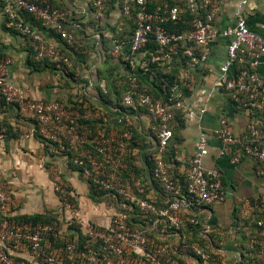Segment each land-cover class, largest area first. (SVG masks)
<instances>
[{"label": "built area", "instance_id": "obj_1", "mask_svg": "<svg viewBox=\"0 0 264 264\" xmlns=\"http://www.w3.org/2000/svg\"><path fill=\"white\" fill-rule=\"evenodd\" d=\"M92 1L99 17L104 10V0ZM232 1L236 4L235 22L218 29L219 9L215 0H122L121 12L130 16L134 11L136 26L130 39L113 38L111 55L118 57L127 50L131 54L139 53L154 39L158 53L152 55L153 62H170L183 54L191 69L205 65L212 44L221 37L227 38V57L220 66L215 86L228 93L235 110L249 117L240 136L224 114L220 115L218 125L209 129L204 120L207 106L196 111L185 104L186 90L191 88L189 80L183 78L171 84L165 102L141 86L138 74H130L125 82L123 105L143 107L142 112L151 119L145 133L147 146L141 150L151 167L147 166L142 175L124 176L129 141L133 136L132 113L111 107L110 120L125 124L119 136L103 127L93 130L81 122L92 119L90 112H82L57 100H35L27 96L23 86L13 83L7 76L11 60L0 59V99L27 113L35 124L34 134L47 141L50 157L64 156L68 163L72 161L75 171L101 193L100 203L110 209L106 226L83 218L67 197L56 171L54 187L61 200L63 217L60 213L59 216L67 224L66 229L59 231V226L51 222L19 221L12 213L16 200L0 182V264H180L173 255L184 257L191 264H226L222 250L213 246L210 236L211 206L226 199L223 171L207 163L211 154L210 134L221 143L220 156H229L233 163H239L244 154L254 161L257 175L264 178V125L259 124L264 121V35L249 26L245 9L250 0ZM0 11L10 28L29 38L37 50V60L48 58L74 68L57 41L20 17V12L30 13L43 27H52L73 46L77 31L82 27L71 12L52 6L48 0H0ZM187 11L192 14L189 22L185 20ZM182 22L187 23L183 30L170 29L171 25ZM100 42L101 37L98 44ZM142 66L148 71L147 64ZM101 85L105 87V82ZM91 86H94L92 82ZM177 110H182L184 116L199 115L200 124L196 151L187 170L181 173L183 181L175 178L167 161L168 148L175 139ZM6 136L5 131L0 130V139ZM87 145H91L94 152L87 150ZM233 150L237 153L232 154ZM177 155L178 149L175 155L178 160ZM245 201L248 209L243 210L244 216L256 217L263 232L259 264H264V195L256 204L252 198ZM72 222L79 223L85 235L98 245L85 251L78 242L69 243L66 251L71 258L80 260H67L51 251L52 236L68 233ZM195 228L207 246L191 239ZM242 256L241 248L237 263Z\"/></svg>", "mask_w": 264, "mask_h": 264}, {"label": "crops", "instance_id": "obj_2", "mask_svg": "<svg viewBox=\"0 0 264 264\" xmlns=\"http://www.w3.org/2000/svg\"><path fill=\"white\" fill-rule=\"evenodd\" d=\"M48 1L65 8L81 23L82 28L77 31L80 45L77 51L86 54L85 60L75 62L74 69L70 72L67 70L65 72L62 65L52 68L37 61L34 66L30 65L33 59L29 38L10 28L0 11V56L11 60L7 68L8 78L13 83L23 86L27 96L32 99L57 100L69 107L74 106L72 101L80 100L82 93L89 90L90 108L94 109L92 120L104 119L106 124L103 128L114 136L121 135L123 128L110 120L108 110L99 98V90L91 86V82L94 84L98 80L97 67L104 62L112 47L111 28L119 21L120 8L113 9L106 22L101 20L97 23V19H93L95 13L92 0ZM215 1L219 9L217 28L224 29L234 24L235 2ZM245 11L250 28L264 35V0H250ZM100 37L101 42L98 44ZM51 39L58 41L55 37ZM227 42V38H219L212 44L208 62L189 69L186 76L191 82V88L185 104L196 111L202 106H207L208 111L204 120L209 129L218 125L221 114L226 115L236 135L240 136L249 117L235 110L228 93L215 86L220 66L227 57ZM126 66L127 64L122 66L123 73L129 70ZM141 78L146 80L144 87L148 89L152 85L151 78L146 76ZM87 105L88 103L85 106ZM185 119L184 126L177 133L178 139L175 137L178 140L177 158L181 163L178 167L180 173L189 167L200 135L199 115L194 117L186 115ZM150 124L151 119L146 113L133 114V126L142 132L146 133ZM11 128L12 134L0 139V181L16 200V205L12 207L14 215H34L47 211L60 213L61 200L54 187L57 178L55 172L58 171L62 182L75 195L81 216L102 226L109 224L110 209L90 197L89 183L67 163L64 156L50 157L46 144L34 134L35 124L30 116L17 107L0 103V130L9 131ZM220 146L219 139L210 134L211 154L207 163L223 171L226 191V199L211 206L213 217L210 236L213 246L222 250L225 263L237 264L241 243L249 241L253 225V221L247 222L243 214V210L248 209L245 200L264 195V178L257 175L251 158L244 157L239 163H233L229 156L218 154ZM61 216L63 217L62 214Z\"/></svg>", "mask_w": 264, "mask_h": 264}, {"label": "trees", "instance_id": "obj_3", "mask_svg": "<svg viewBox=\"0 0 264 264\" xmlns=\"http://www.w3.org/2000/svg\"><path fill=\"white\" fill-rule=\"evenodd\" d=\"M49 3L54 7H59L62 9H65L55 3H52L49 1ZM173 3H176L173 1ZM123 2L122 0H104V10L101 13L99 17H97V8L93 6L94 9V17L93 19H97V23H100L101 20H104L106 22L107 18L109 17V14L113 11V9H116L117 7L122 8ZM121 12V11H120ZM20 17H22L25 21L33 23L36 27H38L43 33L46 34L49 39L51 37H55L59 43V48L65 54V56L69 57L70 60L73 62V65L75 66V62H83L85 60L86 54L77 51V49H80L79 45V39L76 35V42L73 46H70L67 44V42L62 38L61 34L56 33L52 27H43L41 23L36 20L30 13L28 12H20ZM92 19V22H93ZM192 19V14L190 11H187L185 13V20L186 22H189V20ZM96 23V24H97ZM119 25H122V29H119ZM135 17H134V11L133 15H124L122 12L120 13V18L117 24L112 26V40L116 37H123L130 39L134 28H135ZM187 27V23L182 22L180 25H171L170 29L174 31L183 30ZM104 29V28H103ZM81 30V29H79ZM27 37V36H26ZM52 40V39H51ZM32 44V43H31ZM71 51V52H70ZM74 53H73V52ZM158 53V44L154 39H151L145 47L136 54H131L128 50L121 56H113L110 54V50L107 53L104 62L97 67V79L96 82H94V87H96L100 92V100H102L103 105L106 106V109L108 110V114L110 116L111 107H119L124 111L130 112L132 114H139L142 111H144L143 107H125L123 105V99L126 92V80L128 79V76L132 73L138 74L140 77V83L141 86L144 87V83L146 80L141 78V76H146L148 78H151L152 85L149 86L148 92L153 95L155 98L162 99L163 101L167 102V98L170 95V85L174 84L181 79H187V73H189V66H188V59L185 55H179L174 57L170 62H162V61H152V55ZM37 50L35 46L32 44V59L30 61V65L34 66L38 63H46L47 65H50L52 68H55L58 65H62L65 67L66 70L70 72L74 68H70L64 63H58L54 62L51 59L44 58V59H36ZM75 54V55H74ZM142 55V57H141ZM141 57V58H140ZM140 58V59H138ZM0 59H3L0 56ZM37 61V62H35ZM123 64H127V70L125 73L122 72V66ZM147 64L148 71H145L142 65ZM105 82V87H102V83ZM186 93L188 95L189 90H186ZM91 92L88 90L82 93V97H80V100L72 101L74 103L75 108L79 109L80 111L84 112L85 110H88L90 108L91 104ZM0 103L2 105H10L13 107H16L14 104H9L5 100L0 99ZM86 103H88L87 106ZM107 112V111H106ZM264 114V113H263ZM264 120V118H262ZM185 116L184 112L182 110L176 111V116L174 119V122L176 124L175 127V137L178 139V131L184 126L185 124ZM82 124L89 126L93 130H98L97 127H104L106 124V121L104 119L100 120H82ZM117 125L121 126L123 128V131L125 130V124H118L116 121L113 120ZM263 122V123H262ZM259 123L260 125H264V121ZM101 124V125H100ZM120 127V128H121ZM6 134H12V128L9 129V131H5ZM38 137L43 143L46 144V148L48 150V144L47 141L43 138H41L38 134L35 135ZM155 136V135H154ZM176 138L173 140L172 144L168 148L167 152V161L169 165L171 166V171L174 173L175 178H179L181 181H183V174L178 172V167L180 166V162L175 158L176 155V149L178 147V140ZM245 142V141H244ZM248 142H251L248 140ZM147 146V137L144 132H142L138 127L133 126V136L129 141V149L130 153L127 157V168L125 172V177H130V173H136L137 175H142L144 172L147 171V166L151 167V162L148 160V158L141 153V150ZM87 150H91L94 152V148L91 145H87ZM237 153L236 150H233L232 154ZM49 154V151H48ZM70 155L72 153L70 152ZM54 157V156H53ZM245 155H242V158H244ZM69 165L75 169L72 161L69 163ZM183 184V182H181ZM90 197L96 201L101 202L102 198L98 197L101 196V193L98 192L93 184H90ZM65 191L67 194V197L76 205V197L71 192L70 188L67 187L65 184ZM261 201V197L258 198V201L256 202L255 198H252L253 203H258ZM256 213V211H255ZM258 217V214H257ZM17 219L19 221L23 222H34V223H54L58 226H60L61 219L59 216V212H52L47 211L42 214H34V215H22L17 216ZM247 222L253 221L252 225V231L249 236V241L242 242L241 248L243 250V256L242 260L238 262L237 264H259L261 262V259H258V255L260 254V247H261V240L263 236L262 229L258 227L256 222V217L251 216L246 218ZM69 232L60 234L59 237L52 236L53 241V248H51V251L56 253L59 256H62L63 258L67 260L72 259H78L72 256L66 251V247L69 243L78 242L81 249L88 250L90 246H98L97 244H94L93 241L90 240L88 236L85 235V233L82 230V227L79 223L73 222L69 227ZM253 231L257 232V235H259V238L256 240L255 236H252ZM191 239L193 241H197L203 245H206L205 240L203 238H200L199 236V230L195 228L191 234ZM252 239L254 241H252ZM249 245H253L250 247ZM207 246V245H206ZM211 246L207 248V250H210ZM57 250V252L55 251ZM173 258L178 260L180 264H191L190 261H188L184 257H180L178 255H173ZM165 259V257H164Z\"/></svg>", "mask_w": 264, "mask_h": 264}, {"label": "rangeland", "instance_id": "obj_4", "mask_svg": "<svg viewBox=\"0 0 264 264\" xmlns=\"http://www.w3.org/2000/svg\"><path fill=\"white\" fill-rule=\"evenodd\" d=\"M123 68V67H122ZM121 68V69H122ZM94 111V109H92L91 110V108L88 110V112H90L91 114H92V112ZM47 153H48V150H47ZM67 163H68V160H67ZM1 182V181H0ZM2 183V182H1ZM73 223V222H72ZM66 227H67V224H66V221L63 219V220H61V223H60V226H59V231L60 230H64V229H66ZM62 234H64L63 232H62ZM252 236H255V239L257 240L258 238H259V235H257V232L256 231H253V234H252ZM250 247H252L251 245H249ZM258 257V259H260V256L258 255L257 256Z\"/></svg>", "mask_w": 264, "mask_h": 264}]
</instances>
